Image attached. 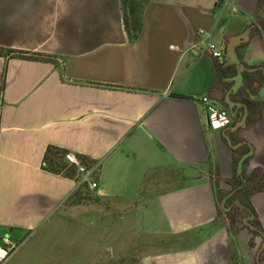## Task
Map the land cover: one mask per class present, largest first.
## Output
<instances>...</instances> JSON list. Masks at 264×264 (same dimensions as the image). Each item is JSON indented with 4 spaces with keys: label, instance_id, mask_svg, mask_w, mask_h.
Wrapping results in <instances>:
<instances>
[{
    "label": "crops",
    "instance_id": "0c3cea01",
    "mask_svg": "<svg viewBox=\"0 0 264 264\" xmlns=\"http://www.w3.org/2000/svg\"><path fill=\"white\" fill-rule=\"evenodd\" d=\"M134 1L130 40L124 0H0V47L53 59L0 55L6 264L59 232L66 263H117L125 242L131 264H264V0ZM48 145L94 164L97 186L63 156L44 169Z\"/></svg>",
    "mask_w": 264,
    "mask_h": 264
},
{
    "label": "built area",
    "instance_id": "2783aa9c",
    "mask_svg": "<svg viewBox=\"0 0 264 264\" xmlns=\"http://www.w3.org/2000/svg\"><path fill=\"white\" fill-rule=\"evenodd\" d=\"M205 49L208 50L212 57L221 58L219 46L208 37ZM202 102L206 105L208 125L212 129H220L225 127L230 119L225 109L215 106L207 96L201 97ZM63 158L67 163V168L72 174L79 175L78 183L87 184L90 188H95L97 182L94 180L96 166L87 163L77 157L73 152L66 151ZM0 264H6L7 259L16 251L18 244L9 240L7 237L0 239Z\"/></svg>",
    "mask_w": 264,
    "mask_h": 264
},
{
    "label": "trees",
    "instance_id": "16d2710c",
    "mask_svg": "<svg viewBox=\"0 0 264 264\" xmlns=\"http://www.w3.org/2000/svg\"><path fill=\"white\" fill-rule=\"evenodd\" d=\"M142 10L143 7L140 5L139 2L134 0H124L123 5V16H124V25L127 29L128 35L130 40H133L137 37L141 25H142ZM0 55L5 57L16 56L20 58H32L38 60H45V61H53L50 56H44L41 54L33 53L28 54L23 51L8 49V48H1L0 47ZM5 66L2 72V79H1V90L4 88L5 82ZM64 153L63 149H58L53 145H48L43 158V166L44 169L49 170L53 173H59L64 168V162L62 161V154ZM85 186L86 184H82Z\"/></svg>",
    "mask_w": 264,
    "mask_h": 264
},
{
    "label": "rangeland",
    "instance_id": "374dc122",
    "mask_svg": "<svg viewBox=\"0 0 264 264\" xmlns=\"http://www.w3.org/2000/svg\"><path fill=\"white\" fill-rule=\"evenodd\" d=\"M248 216L246 215L245 212H240L237 215V223L240 225L241 222L243 223V218H246V223L248 222ZM64 236H68V234L65 232H59L58 233V239L57 242H51L52 240H46L44 242H39L36 240L35 236L30 237L31 239H29L25 244H23V246L20 248L19 250V255H26V260H25V264H73V263H66L64 262V259L67 258H59L61 256V253L64 252L66 249H61L60 247H58L57 244H59L62 241V237ZM60 241V242H59ZM1 242V241H0ZM144 242H146V239L139 236V244H143ZM63 243V241L61 242ZM125 242L123 243V246L121 248V252H122V256L117 257V263L115 261V263L110 262L108 260L107 264H131L129 263V260L127 259V253H128V249L125 246ZM76 249V248H75ZM68 250V249H67ZM73 250V249H72ZM143 250L145 251V248H143ZM51 252H60V254L55 255L58 258H55L54 256H49V253ZM65 255V254H64ZM75 263V262H74ZM75 264H80V263H75Z\"/></svg>",
    "mask_w": 264,
    "mask_h": 264
},
{
    "label": "flooded vegetation",
    "instance_id": "af4514ba",
    "mask_svg": "<svg viewBox=\"0 0 264 264\" xmlns=\"http://www.w3.org/2000/svg\"><path fill=\"white\" fill-rule=\"evenodd\" d=\"M250 224L256 229V230H258L259 228H258V226L257 225H255L254 223H253V220L251 221L250 220Z\"/></svg>",
    "mask_w": 264,
    "mask_h": 264
}]
</instances>
